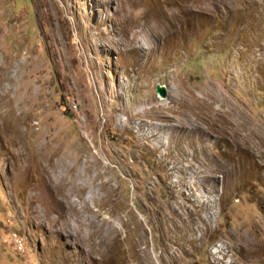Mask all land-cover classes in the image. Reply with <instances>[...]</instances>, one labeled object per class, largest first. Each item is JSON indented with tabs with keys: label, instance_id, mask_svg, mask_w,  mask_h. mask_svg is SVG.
I'll use <instances>...</instances> for the list:
<instances>
[{
	"label": "rangeland",
	"instance_id": "374dc122",
	"mask_svg": "<svg viewBox=\"0 0 264 264\" xmlns=\"http://www.w3.org/2000/svg\"><path fill=\"white\" fill-rule=\"evenodd\" d=\"M0 264H264V0H0Z\"/></svg>",
	"mask_w": 264,
	"mask_h": 264
},
{
	"label": "bare ground",
	"instance_id": "6f19581e",
	"mask_svg": "<svg viewBox=\"0 0 264 264\" xmlns=\"http://www.w3.org/2000/svg\"><path fill=\"white\" fill-rule=\"evenodd\" d=\"M21 114H22L21 111H19L18 113H15V115L12 113L11 117H14V119H13V124H12L13 127H12L11 130L14 133V135L17 136L18 139H21L22 142H23V140H24L23 137L25 138V131L27 130V128H25V127L27 125L25 124V121L23 120ZM95 156H97V155L95 154ZM60 189H61V187H60L59 184L53 185L54 192L57 193V194H59V195H60ZM58 203L66 208V206L60 200H58ZM102 223H105L107 226L109 225L108 226V231H114L116 229V227L111 222H107V221L102 220ZM93 249L97 253H99L100 256L103 255L104 254V251H105L104 248L102 247V244H100V243L99 244H96L95 247H93Z\"/></svg>",
	"mask_w": 264,
	"mask_h": 264
},
{
	"label": "water",
	"instance_id": "95a60500",
	"mask_svg": "<svg viewBox=\"0 0 264 264\" xmlns=\"http://www.w3.org/2000/svg\"><path fill=\"white\" fill-rule=\"evenodd\" d=\"M155 90H156V93L159 96L165 97L166 90H165L164 86H160V85L157 84Z\"/></svg>",
	"mask_w": 264,
	"mask_h": 264
},
{
	"label": "built area",
	"instance_id": "2783aa9c",
	"mask_svg": "<svg viewBox=\"0 0 264 264\" xmlns=\"http://www.w3.org/2000/svg\"><path fill=\"white\" fill-rule=\"evenodd\" d=\"M13 234H14V236H16L15 233H13Z\"/></svg>",
	"mask_w": 264,
	"mask_h": 264
}]
</instances>
